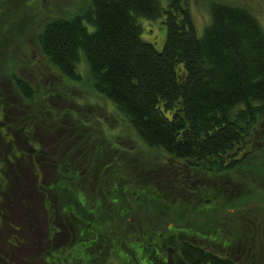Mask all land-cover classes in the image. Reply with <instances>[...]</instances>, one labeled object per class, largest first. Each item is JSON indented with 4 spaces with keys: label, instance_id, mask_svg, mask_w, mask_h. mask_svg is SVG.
<instances>
[{
    "label": "trees",
    "instance_id": "obj_1",
    "mask_svg": "<svg viewBox=\"0 0 264 264\" xmlns=\"http://www.w3.org/2000/svg\"><path fill=\"white\" fill-rule=\"evenodd\" d=\"M5 1L0 0V200L35 180L52 217L69 222L84 239L97 232L100 264L108 252L118 258L119 245L136 243L142 255L160 244L172 247V264H238L175 233L200 234L207 226L219 233L223 225L214 224L216 214L210 211L218 203L241 207L264 201L259 193L232 192L229 184L216 191L209 181L224 174L234 181L242 170L247 176L240 175L239 182L264 183V166L248 163L264 149V30L256 15L211 0L209 20L197 35L183 0H166L164 6L159 0H80L69 16H49L39 26L34 42L52 70L33 75L34 82L13 68L9 47L36 0ZM161 15L165 36L157 50L141 38L138 19ZM81 57L92 89L113 102L167 162L147 170L130 167L132 173L122 158L121 164L113 162L121 149L105 142L103 131L86 119L99 117L85 115L82 121L74 115ZM63 141L66 147L59 150ZM147 172V181L134 185L136 175ZM185 219L192 225L179 226ZM163 220L169 224L162 227ZM236 236L247 243L244 264H264V240H253L256 249L247 232L244 241ZM234 238L228 237L229 243ZM103 243L110 244L108 252Z\"/></svg>",
    "mask_w": 264,
    "mask_h": 264
},
{
    "label": "rangeland",
    "instance_id": "obj_2",
    "mask_svg": "<svg viewBox=\"0 0 264 264\" xmlns=\"http://www.w3.org/2000/svg\"><path fill=\"white\" fill-rule=\"evenodd\" d=\"M9 1V2H6ZM4 3L8 4L10 2L19 1V0H6ZM21 1V0H20ZM19 1V2H20ZM34 1V0H33ZM160 4L164 6V3L166 0H159ZM211 0H183L185 5L187 6L193 24L196 29L197 35H200V32L202 30V27L208 22L209 20V4ZM214 1H221V2H228L232 4H237L244 6L248 9H250L259 20L263 30H264V0H214ZM32 0L27 1L26 4H30ZM80 0H36L35 5H33V9H31V17L24 18L23 21H19L18 25L14 29V35L13 38L16 40L13 44H11V47H9L10 50V60L14 64L13 68L16 69L18 73H21L26 75V78L28 77L30 81H34L33 75H38L40 71L42 72H51L52 68L48 67V62H46L45 58L41 55L39 49L37 48L36 43L34 42V36L39 30V26L49 18V16L53 15H61L64 17L69 16L72 14L75 9L76 5H79ZM82 2H80V5ZM141 28V38L149 43L152 44V46L160 50L162 47V43L165 36V30L164 26L162 24V15L156 19H146L139 17L138 19ZM20 43V45H19ZM6 59H8L6 56H4ZM12 64V65H13ZM77 70L81 76V80L79 83H74V96H76V101L72 103V109L77 112V114H74L76 116H80L82 121H85V118L83 119V116H90L95 115L97 117H89L86 119H91L92 124H96L97 127H99L103 132V137L105 138V142L113 141L116 143L117 148L121 149V153H117L118 155L113 158V162L115 164H121L120 159L122 158V161L124 165L129 167V169L133 172V170L130 167H159L162 162L160 160L168 161L167 155L155 148L148 147L141 139L140 137L133 131V129L129 126V124L126 122V120L123 118V116L117 111L115 108L113 102L108 100L107 98L103 97L102 95L96 93L92 89V83L89 78L88 68L87 64L84 61V59L81 57L76 65ZM51 69V70H50ZM9 69L6 71L8 72ZM32 78H31V76ZM68 104V103H67ZM100 106L103 108V110L100 108ZM100 120V121H99ZM44 137L45 135L42 134ZM41 137V136H40ZM43 137H41L43 139ZM261 137L264 138V128H263V134ZM69 138V137H68ZM72 137H70L71 139ZM65 141L61 142L57 147L62 149V147L65 146ZM143 156V157H142ZM142 157V159H141ZM139 161L140 163H138ZM142 162L144 164H142ZM138 166H136V164ZM250 165L254 163H259L260 165L264 166V149L261 153H256L251 159L250 162H248ZM171 167V166H168ZM165 167L166 173L173 174V168ZM144 171V170H143ZM144 174V173H143ZM141 174L136 175L137 176V182L134 185H141L145 183L147 180L144 179L149 174ZM224 174V173H223ZM222 174V175H223ZM242 176L243 179L247 176L245 174L243 176L242 170H238V173L234 176V181L239 179V176ZM176 176V175H175ZM210 178V185L212 188H214L216 191H221L224 189L228 184L233 188L232 192H240V195L245 194L246 196H251V192H253V195L256 193H259L260 196L264 197V183L261 181H258L255 183H249L244 182L241 180H237L238 182H234L233 180L229 179L228 174H224L223 176H217ZM45 181V177H44ZM209 181H207L209 183ZM230 182V183H229ZM234 182V183H233ZM233 183V184H232ZM235 184V185H234ZM251 187V189H250ZM201 189H204V192L207 194L211 192L210 188H207V186L200 185ZM41 189L37 188V186L33 187L30 192L27 190H21L17 192L15 195H9L6 196V198L2 201H4L5 206H7L9 209H4V212L10 213L8 214L14 224L12 228H9L6 230V228H2L0 226V264H43L38 260L37 256L36 258L32 257L28 254V250H31L35 244H32L31 239L33 235L28 234V228L27 224L28 222H32L33 217L29 220L28 218L30 216H34V219L37 222V229L40 233H43L44 225L46 223V216L44 214V209L41 203V196L42 192ZM25 196H31L33 199V207H31V210L27 209L25 205ZM238 198V197H237ZM236 199V198H235ZM248 199L247 197L245 200ZM234 201V199H232ZM28 202V201H27ZM232 205V206H231ZM228 205L226 203H218L216 205L217 209L210 210L214 211L212 215L216 214L215 222L214 224H217L218 221H220V224L223 225L221 228H219V233L215 232V227L212 229L207 226L205 229H201L200 236H206L204 234H208L214 241H210L208 239H203L199 235H194L195 233L192 232L190 229L186 230L185 233L179 232L175 233L176 237L185 239L191 243H200L203 245L204 243L210 244L213 249L218 250L220 248V240L226 243V246H224V252L226 255L229 256L232 259L235 260L236 263L240 264L241 262L244 264L246 263L244 259L246 257L244 255L248 254V251L246 252L244 249V245L247 244L245 242H241L238 240V237L236 234L238 233L239 239L244 241V238L242 237V232H247L248 239L247 241L250 242L249 244L253 243L257 240H264V210L261 211L257 209L258 206L264 208V201H262L261 204L257 205L255 202H249L244 206L238 207L236 205ZM263 205V206H261ZM196 210V208H194ZM247 210V212L245 211ZM44 211V212H43ZM255 211L258 213L256 214ZM198 211H194V213ZM201 213V212H200ZM196 214V213H195ZM251 216L249 217L248 215ZM256 214V216L254 215ZM202 214H200L201 216ZM199 216V215H198ZM219 216V217H218ZM246 217V218H245ZM196 219V217H194ZM28 219V220H26ZM165 220V219H164ZM163 220V221H164ZM192 219L188 220L185 219L184 223L179 224L184 227H189L192 225V222L188 223L187 221H191ZM160 221V223L163 226H166L169 224V222L166 221ZM211 221V220H210ZM208 221L207 223H209ZM214 221V218L212 219V222ZM163 222V223H162ZM138 224V222H137ZM220 224L217 225L221 226ZM226 224V225H225ZM16 225V226H15ZM241 226L245 227V231L241 230ZM23 227L19 232L16 230V228ZM134 228L135 225H133L130 221V230ZM228 228H232L230 231H228ZM20 229V228H19ZM206 230L208 232H206ZM173 232V231H169ZM10 234H13L17 240V242L13 238L10 237V240L12 243L15 244V246H21L26 251L15 250L14 247H12V254H8L5 251L6 246V238H8ZM216 234V235H215ZM244 234V233H243ZM36 235V232H35ZM234 235V240L229 243L228 237ZM8 236V237H7ZM38 236V234L36 235ZM237 237V238H236ZM253 238V239H252ZM170 239V238H168ZM200 240V242H198ZM19 241V243H18ZM227 241V242H226ZM264 242V241H263ZM139 244H131V248H139ZM43 246V241H42ZM141 246V245H140ZM253 246L257 249V242L253 243ZM136 249V248H135ZM72 255L76 253V250L71 249L69 251ZM80 252V251H79ZM109 253V252H108ZM111 254V253H109ZM107 255H102V258H105ZM32 257V258H31ZM111 259L116 260L115 257L110 256ZM109 258V257H108ZM32 259H35L34 262ZM65 264V263H63ZM108 264H115V263H108Z\"/></svg>",
    "mask_w": 264,
    "mask_h": 264
},
{
    "label": "flooded vegetation",
    "instance_id": "obj_3",
    "mask_svg": "<svg viewBox=\"0 0 264 264\" xmlns=\"http://www.w3.org/2000/svg\"><path fill=\"white\" fill-rule=\"evenodd\" d=\"M66 146L62 147L60 149L57 147L59 150H63ZM36 186L35 180L29 184L28 189H22V190H27V192ZM21 191V190H19ZM41 196V203L44 209V214L46 216V223L44 225V231L43 233H40L37 229V222L34 219V216H30L28 219L30 220L32 217V222H28L27 228H28V234L33 235L31 242L32 244H35L31 250H28V254L31 255L32 257L36 258L38 257V260L42 262L43 264H100V256L98 254L100 244H99V235L97 232H93L92 237H87L86 239L83 238V236L79 233H75L74 228L69 224V222H62L58 221L56 218L52 217L44 203H43V194ZM25 205L27 206L26 208L31 210V207H33V199L31 196H25ZM137 199V197H135ZM6 208L9 209L7 206H5L4 201L0 200V226L2 228H12L13 227V220L12 218L8 215L10 213L4 212V209ZM26 219V220H28ZM16 226V225H15ZM16 228V227H15ZM20 228V229H19ZM16 228V230L19 232L22 228L19 227ZM38 234V236L35 235ZM199 235L198 233L194 234ZM9 236V237H8ZM6 238V246H5V251L8 254H12V247H14L15 250H20L22 247L21 246H15L14 243L10 240V237L13 238L17 242L15 236L13 234L8 235ZM200 236V235H199ZM203 239H206L205 236H200ZM208 240L211 241V238L208 237ZM92 240V241H91ZM42 241H43V246H42ZM84 241L91 242V245H88L85 247ZM200 242V240H198ZM220 248L218 250L213 249L210 244L204 243L202 246L200 243H193L197 244L198 246H202L205 248V250L214 253L216 255L222 256L226 255L224 252V242L220 240ZM19 243V241H18ZM191 243V242H190ZM101 248H104L102 250H108L110 249V244H102ZM109 248V249H108ZM119 254L118 258L114 261V259H111L110 255H106L105 259L103 260L104 264L108 263H115V264H172L171 261V256L173 253V248L172 247H167L165 245L160 244L159 247L156 246V248H153L150 250L149 253H145L142 255L139 251L141 249H136L135 251L137 253L133 254V250L128 247H124V245H119ZM73 249L76 250V253L72 255L69 251ZM92 249L93 252H91ZM21 251H24V248H22ZM80 251V252H79ZM31 257V258H32ZM109 257V258H108ZM113 257V256H112ZM225 257V256H224ZM35 259H32L34 262Z\"/></svg>",
    "mask_w": 264,
    "mask_h": 264
}]
</instances>
